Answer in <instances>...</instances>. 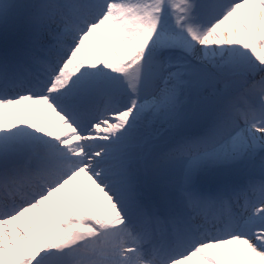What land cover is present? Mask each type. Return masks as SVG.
Returning <instances> with one entry per match:
<instances>
[{
  "label": "snow or ice",
  "instance_id": "snow-or-ice-1",
  "mask_svg": "<svg viewBox=\"0 0 264 264\" xmlns=\"http://www.w3.org/2000/svg\"><path fill=\"white\" fill-rule=\"evenodd\" d=\"M0 264H264V0H0Z\"/></svg>",
  "mask_w": 264,
  "mask_h": 264
}]
</instances>
